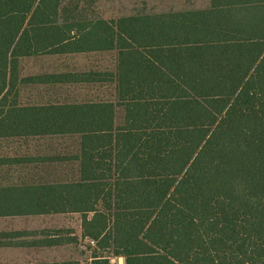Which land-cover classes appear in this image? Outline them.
I'll use <instances>...</instances> for the list:
<instances>
[{
	"label": "trees",
	"instance_id": "1",
	"mask_svg": "<svg viewBox=\"0 0 264 264\" xmlns=\"http://www.w3.org/2000/svg\"><path fill=\"white\" fill-rule=\"evenodd\" d=\"M96 1L0 0V141L80 136L77 181L7 202L81 214L85 264H264V0L109 21L88 15ZM99 51L117 52L116 104H21L24 85L58 80L24 77V59Z\"/></svg>",
	"mask_w": 264,
	"mask_h": 264
},
{
	"label": "crops",
	"instance_id": "2",
	"mask_svg": "<svg viewBox=\"0 0 264 264\" xmlns=\"http://www.w3.org/2000/svg\"><path fill=\"white\" fill-rule=\"evenodd\" d=\"M204 10V9H198ZM190 11V10H181ZM168 11L156 12L146 14H166ZM137 15V14H134ZM133 16V15H129ZM123 16V17H129ZM122 18V17H120ZM103 20H117L105 19ZM119 19V18H118ZM115 54L114 66H110L111 61H106V56ZM56 57L65 64L72 65L71 68H62L51 73H36L24 77H38V76H57V82H49L44 84H28L35 86L36 89L45 88L46 86L61 94L58 100L54 102H33L24 103L23 105H48V104H87V103H117L118 101V87L117 82L112 78V74L117 71V52L116 51H99V52H80L70 54H55L45 55ZM44 56H34L26 59H36ZM103 58L99 61L96 58ZM25 59V60H26ZM64 66V65H63ZM108 67L111 69H108ZM70 75L82 76L80 79H71ZM61 77V78H59ZM60 96V95H59ZM121 112V114L119 113ZM118 114L121 115L119 120ZM123 117V110L117 109V121L121 122ZM57 139H72L76 141V149L73 153L68 155L62 154H42V152L35 153L33 149L39 147V142H50ZM11 141V149H14L18 144H23V153L0 155V200H4L2 204L3 214H0V264H44V263H59V262H26L18 260L23 252L32 249H54L64 246L74 245H60V246H34V241L42 239V232L48 230L60 229H37L21 227V222L25 219L43 217L68 215L79 213H65V214H44V215H28L17 214L15 208L9 201L15 198V194L6 192L7 190L18 186H32V185H50L63 184L77 181L80 177V162L77 156L80 155V136L79 135H53V136H35L25 138H14L7 140ZM6 141H0V144ZM38 144V145H37ZM21 147V148H23ZM45 149V146L42 150ZM23 150V149H21ZM16 178V179H13ZM81 216V214H79ZM82 221V216H81ZM82 229V222H81ZM72 235L75 232L69 229ZM82 232V231H81ZM34 233H40V236L34 237ZM79 241V238H78ZM25 254V253H24ZM75 261V260H74ZM65 262V261H63Z\"/></svg>",
	"mask_w": 264,
	"mask_h": 264
},
{
	"label": "rangeland",
	"instance_id": "3",
	"mask_svg": "<svg viewBox=\"0 0 264 264\" xmlns=\"http://www.w3.org/2000/svg\"><path fill=\"white\" fill-rule=\"evenodd\" d=\"M210 6V0H98L92 3L89 9L90 17H99L105 19H118L123 16L134 14H146L156 12L198 10L207 9ZM115 54L106 56V61L110 66H114ZM100 59L97 57L96 60ZM64 65V66H63ZM72 65L65 64L56 57L44 56L36 59H24L22 61V75L30 76L36 73H51L64 67L71 68ZM111 67L108 69H111ZM60 95V96H59ZM45 88L36 89L35 86L24 85L22 88L21 104L33 102H54L61 97V94ZM121 114V112H119ZM118 114L119 120L121 115ZM0 144V155L23 153V144H18L11 149V141ZM38 145V144H37ZM76 141L72 139H57L50 142H39V147L33 149V152H42V154H64L73 153L76 149ZM45 146V149L42 150ZM23 147V148H21ZM23 149V150H21ZM25 152V151H24ZM16 179V178H13ZM81 216L79 214L43 216L23 220L21 227L34 230L41 229H72L79 241L74 245L64 246L54 249H32L23 252L19 259L26 262H63L80 261L82 264L91 263L94 245L82 238ZM25 253V254H24ZM108 256V254H106ZM113 263H117L116 258H112Z\"/></svg>",
	"mask_w": 264,
	"mask_h": 264
},
{
	"label": "water",
	"instance_id": "4",
	"mask_svg": "<svg viewBox=\"0 0 264 264\" xmlns=\"http://www.w3.org/2000/svg\"><path fill=\"white\" fill-rule=\"evenodd\" d=\"M119 264H124V258H119Z\"/></svg>",
	"mask_w": 264,
	"mask_h": 264
}]
</instances>
